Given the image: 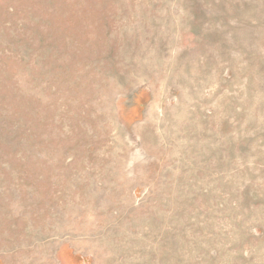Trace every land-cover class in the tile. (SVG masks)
<instances>
[{"label": "rangeland", "instance_id": "obj_1", "mask_svg": "<svg viewBox=\"0 0 264 264\" xmlns=\"http://www.w3.org/2000/svg\"><path fill=\"white\" fill-rule=\"evenodd\" d=\"M0 264H264V0H0Z\"/></svg>", "mask_w": 264, "mask_h": 264}]
</instances>
